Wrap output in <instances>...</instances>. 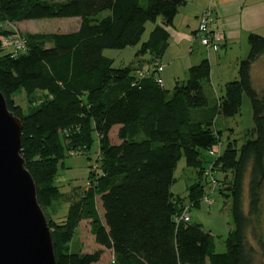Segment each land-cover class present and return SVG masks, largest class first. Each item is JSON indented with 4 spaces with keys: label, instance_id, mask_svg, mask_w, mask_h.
I'll list each match as a JSON object with an SVG mask.
<instances>
[{
    "label": "trees",
    "instance_id": "trees-1",
    "mask_svg": "<svg viewBox=\"0 0 264 264\" xmlns=\"http://www.w3.org/2000/svg\"><path fill=\"white\" fill-rule=\"evenodd\" d=\"M184 3L0 0V36L13 33L3 29L7 23L79 19L73 32L24 35L26 51L15 57L0 46V92L22 122L21 157L43 213L65 196L55 184L63 160L87 155L97 137L98 172L97 177L90 172L91 187L77 194L61 223L44 214L56 264H252L246 231L257 220L264 185V96L253 87L252 66L264 57V37L247 36L248 53L237 64V78L224 85L215 102L207 58L167 90L136 71L161 59L166 28ZM147 23L154 26L141 41ZM132 46H138L135 65L114 68L103 55ZM18 92L31 104L40 95V102L22 115L12 101ZM243 97L252 112L249 138L240 147L229 139L223 146L216 116L238 115ZM115 126L119 144L109 140ZM217 144L221 153L209 156ZM181 159L196 175L184 197L170 190ZM206 171L213 178L217 174L214 191L230 202L234 229L221 253L200 224L176 220L185 206L190 213L214 193ZM81 227L95 246L92 252L83 251Z\"/></svg>",
    "mask_w": 264,
    "mask_h": 264
},
{
    "label": "rangeland",
    "instance_id": "rangeland-1",
    "mask_svg": "<svg viewBox=\"0 0 264 264\" xmlns=\"http://www.w3.org/2000/svg\"><path fill=\"white\" fill-rule=\"evenodd\" d=\"M53 1H67V0H53ZM79 25V19L77 18H63V19H44V20H30L18 23H7L3 25V29L7 31H13L20 34L24 38L26 34L35 33H69L77 30ZM154 24L147 23L145 32L142 35L141 41H145L152 30ZM264 37V35L262 36ZM241 45L222 47L219 44V51L209 53L212 61L211 78L213 79V94L212 103L223 94L224 84H219L217 77L223 72L227 75H232L234 71H237L235 58L237 51ZM138 46L127 47L122 50L107 49L103 51V55L113 62L114 68H121L128 65H135L136 58L135 53ZM4 52H7L5 50ZM203 54V53H202ZM204 56V58H206ZM146 58V57H145ZM238 58V57H237ZM241 58V57H239ZM170 63V61H168ZM166 61L162 62V66L166 67L168 64ZM171 67L167 68L165 74L169 73V77L166 78L165 88L171 90L177 79L173 80L171 77ZM176 69V66H174ZM141 70H137L136 74H139ZM162 75V74H161ZM185 73L179 76V81H185ZM253 87L262 96H264V57L259 59L253 68ZM40 95H36L34 98V104L29 103V99L23 92H18L13 95L12 101L14 107L19 109L22 115L29 112L32 106L37 105ZM214 100V101H213ZM215 127L221 131V142L224 146L227 139L236 141L237 147H240L246 139L249 137L247 133L253 128L252 112L249 100L243 97L240 113L232 118H225L220 115L216 116ZM118 127L115 126L109 133V140L111 144H119L117 139ZM98 142L97 137L93 135V144L87 155L84 154H70L63 160V165L58 170V175L55 180V184L59 187L60 191L65 195L63 199L54 201L52 207L47 209L44 214L47 217L53 219L57 223L64 221L67 208L73 203L77 194H80L82 190H87L91 187L89 183L90 172H93V177H97V158H98ZM97 171V172H96ZM217 174H214L216 178ZM219 176V175H218ZM174 183L171 186V192L174 195L186 196V190L189 185L196 181L195 171L185 166L184 159H181L174 170ZM91 180V179H90ZM207 188V187H206ZM206 197V196H204ZM203 197V198H204ZM209 204L201 201L199 208H191L189 213L190 222L200 224L204 231L209 232L216 245V252L221 253L225 251L224 242L230 231L234 229V224L230 212V202L225 200L216 191L210 196ZM244 206L247 208V199L244 201ZM257 220H252L246 231V246L252 249V264H264V185L260 194V207ZM47 221V219H46ZM81 241L83 242V251L92 252L95 249L91 240L84 237L85 232L82 228ZM78 229L70 249L76 250L74 245L77 241ZM107 259H104L105 261Z\"/></svg>",
    "mask_w": 264,
    "mask_h": 264
},
{
    "label": "water",
    "instance_id": "water-1",
    "mask_svg": "<svg viewBox=\"0 0 264 264\" xmlns=\"http://www.w3.org/2000/svg\"><path fill=\"white\" fill-rule=\"evenodd\" d=\"M22 122L0 92V264H56L51 231L21 157Z\"/></svg>",
    "mask_w": 264,
    "mask_h": 264
},
{
    "label": "crops",
    "instance_id": "crops-1",
    "mask_svg": "<svg viewBox=\"0 0 264 264\" xmlns=\"http://www.w3.org/2000/svg\"><path fill=\"white\" fill-rule=\"evenodd\" d=\"M177 15L174 17L172 25L167 27L169 33L168 45L160 60L156 64L161 65L163 61H170L167 66L163 68L162 81L163 88H165L166 78L169 73L165 74L167 68L171 67V77L173 80L179 81V76L187 75V70L198 64L206 54L205 49L200 46L195 39V33L198 27V19L200 14L211 4L213 12L212 29L223 34V40L220 43L222 47L241 45L237 51L235 58L236 68L240 60L244 59L248 53L247 36L251 33L264 35V0H184ZM160 21H158L159 23ZM219 49L214 52L217 53ZM203 53V54H202ZM147 58V56H145ZM144 57V59H146ZM238 57V58H237ZM241 57V58H239ZM206 58L211 60L210 55ZM163 65V64H162ZM146 66V65H145ZM143 66L141 69H145ZM176 66V69H174ZM211 66V63H210ZM252 66V79L253 68ZM212 72V66H211ZM210 83L213 90V79ZM185 75V77H186ZM237 78V71L232 75H227L223 72L216 80L219 84L233 81ZM176 83V82H175ZM224 84V85H225ZM166 89V88H165Z\"/></svg>",
    "mask_w": 264,
    "mask_h": 264
},
{
    "label": "built area",
    "instance_id": "built-area-1",
    "mask_svg": "<svg viewBox=\"0 0 264 264\" xmlns=\"http://www.w3.org/2000/svg\"><path fill=\"white\" fill-rule=\"evenodd\" d=\"M213 23V12L211 4L200 14L198 19V27L195 33V39L199 41L200 45L206 49L207 52H216L219 48V44L223 40V34L212 29ZM0 46L1 48L7 50V53L11 54V57H15L18 54H22L26 51L25 39L20 36L19 33L13 32L6 36H0ZM163 72V66L155 64L147 69L142 70L139 77H152L155 82L162 86L163 81L161 74ZM221 144H217L212 147L209 151V156L216 157L221 153ZM206 175L209 179V186L211 193L217 186V182L211 175L210 171H206ZM210 199L206 196L203 198V202L208 203ZM177 221L188 223L190 221L189 207L185 206L179 217L176 218Z\"/></svg>",
    "mask_w": 264,
    "mask_h": 264
}]
</instances>
